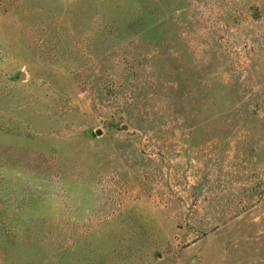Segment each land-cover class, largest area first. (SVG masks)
Here are the masks:
<instances>
[{"label": "rangeland", "instance_id": "rangeland-1", "mask_svg": "<svg viewBox=\"0 0 264 264\" xmlns=\"http://www.w3.org/2000/svg\"><path fill=\"white\" fill-rule=\"evenodd\" d=\"M0 264H264V0H0Z\"/></svg>", "mask_w": 264, "mask_h": 264}, {"label": "water", "instance_id": "water-1", "mask_svg": "<svg viewBox=\"0 0 264 264\" xmlns=\"http://www.w3.org/2000/svg\"><path fill=\"white\" fill-rule=\"evenodd\" d=\"M98 133H101V130H98Z\"/></svg>", "mask_w": 264, "mask_h": 264}]
</instances>
